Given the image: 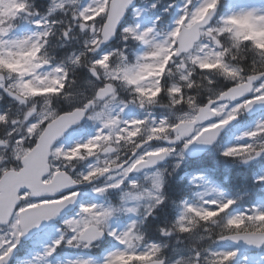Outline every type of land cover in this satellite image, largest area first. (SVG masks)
<instances>
[{"label": "snow or ice", "instance_id": "6c2138e0", "mask_svg": "<svg viewBox=\"0 0 264 264\" xmlns=\"http://www.w3.org/2000/svg\"><path fill=\"white\" fill-rule=\"evenodd\" d=\"M160 4L50 0L42 12L36 0H0V264H10L30 230L78 204L85 184L104 200L118 192L119 206L79 204L37 260L61 243L90 249L105 237L119 247L103 264H253L239 245L264 252V208L230 213L237 200L208 198L215 189L193 202L168 195L192 144L213 145L231 122L264 105V0L260 7L236 0L222 15L221 0H183L165 32L160 15L143 26V14ZM130 109L142 116L127 118ZM88 122L90 138L61 142ZM243 137L248 142L223 157L246 165L264 156V120ZM172 156L179 160L171 170L160 165ZM85 161L87 171L78 170ZM169 204L180 208L174 220ZM118 214L128 218L119 228ZM223 241L237 247H214Z\"/></svg>", "mask_w": 264, "mask_h": 264}, {"label": "rangeland", "instance_id": "374dc122", "mask_svg": "<svg viewBox=\"0 0 264 264\" xmlns=\"http://www.w3.org/2000/svg\"><path fill=\"white\" fill-rule=\"evenodd\" d=\"M242 2L244 4V6H247V7H260L261 6V0H242ZM182 3L183 2H181V4ZM180 5H179V7H180ZM179 7H178V13H179ZM234 7H236V0H233L232 10H233ZM146 26H149V25H145V27ZM171 27L172 26H170V28ZM27 30H29V29H27ZM261 120H264V118L260 119V121ZM76 142H77V140H75L72 144H74ZM232 145H233V142L229 145V147L232 146ZM179 163H180V167H183V165L185 163L188 164L186 158H183L182 160H179ZM196 167H198V166H196ZM197 170H199V169H196V170L193 169L192 172H195ZM192 172L190 171V173H189L190 177L189 178H191V180L193 182H195L196 178H198V177H202L203 178L200 181L201 187L199 188V191H209L210 189H215L214 192H211V195L208 198H224V197H226L225 193L221 190L220 186L216 185L215 182H212V180L209 179V177L206 175V173H204V172L192 173ZM263 173H264V169H263ZM90 192L91 191H89V193ZM257 207L264 208V203L262 201H260L258 203ZM114 227H118L119 228V226L116 225V222L114 223ZM53 238H55V235L53 236ZM117 247H119V245H117ZM217 248L222 249V250H233L234 248H236V246H228V247H226L224 245H218ZM78 249L79 248H72V247L68 246V250L69 251L65 253V261L63 263H60V264H70V262L78 260V259H88V260H90L92 262V264H103V259L98 260V259H95V258H91L90 256H87V255H82V256L77 255ZM71 250H73V251H71ZM244 254H247V253H244V251H242V249H241L240 255L243 256ZM247 255H249V257L252 260L253 264H264V260H262V257H264V252L260 253V254L259 253H257V254L256 253L255 254H249L248 253ZM39 256L40 255H38V253L36 251V252H34V255L32 257L27 258L25 260V263H29V264H48L47 263L48 260L46 258L37 260L36 258L39 257Z\"/></svg>", "mask_w": 264, "mask_h": 264}, {"label": "trees", "instance_id": "16d2710c", "mask_svg": "<svg viewBox=\"0 0 264 264\" xmlns=\"http://www.w3.org/2000/svg\"><path fill=\"white\" fill-rule=\"evenodd\" d=\"M38 2H41V1H45V0H37ZM172 187V191H173V193H170L169 194V196H170V198L171 199H173V198H176V195L179 197V199L181 198V196L183 195V194H186V195H189V196H191V193H189V192H186L185 190H184V185H174V186H171ZM176 195H175V194ZM170 205V204H169ZM169 205H168V207H169ZM170 208V207H169ZM163 219V217L161 216L158 220H156V221H153V223L155 224V223H159L160 222V220H162ZM169 219H170V213H169ZM205 242H207V241H205Z\"/></svg>", "mask_w": 264, "mask_h": 264}, {"label": "water", "instance_id": "95a60500", "mask_svg": "<svg viewBox=\"0 0 264 264\" xmlns=\"http://www.w3.org/2000/svg\"><path fill=\"white\" fill-rule=\"evenodd\" d=\"M189 150H190V148H189ZM64 211H65V209H63L60 214H62ZM60 214H58V215H60ZM228 242H231V241H228Z\"/></svg>", "mask_w": 264, "mask_h": 264}, {"label": "flooded vegetation", "instance_id": "af4514ba", "mask_svg": "<svg viewBox=\"0 0 264 264\" xmlns=\"http://www.w3.org/2000/svg\"><path fill=\"white\" fill-rule=\"evenodd\" d=\"M4 106H5L4 104L0 103V108H3Z\"/></svg>", "mask_w": 264, "mask_h": 264}]
</instances>
